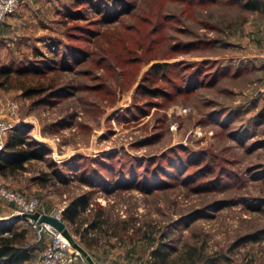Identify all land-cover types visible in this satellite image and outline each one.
Returning <instances> with one entry per match:
<instances>
[{
  "label": "rangeland",
  "instance_id": "rangeland-1",
  "mask_svg": "<svg viewBox=\"0 0 264 264\" xmlns=\"http://www.w3.org/2000/svg\"><path fill=\"white\" fill-rule=\"evenodd\" d=\"M87 2L23 0L0 34V69L51 66L0 88V123L46 152L0 185L60 212L96 264H264V14L232 0ZM154 63L170 66L153 76ZM1 227H26L40 263L47 235L16 217Z\"/></svg>",
  "mask_w": 264,
  "mask_h": 264
},
{
  "label": "trees",
  "instance_id": "trees-1",
  "mask_svg": "<svg viewBox=\"0 0 264 264\" xmlns=\"http://www.w3.org/2000/svg\"><path fill=\"white\" fill-rule=\"evenodd\" d=\"M232 1L239 4L243 10L264 14V0ZM89 3L90 2L88 0L87 4ZM48 61L49 59H34L24 62L21 65L23 66L22 68L9 66L6 69H0V88H11V74L13 73L19 76H34L44 74L46 72V69H49L51 67L48 65ZM12 65L14 64L12 63ZM169 66L170 65L168 63H154L151 65L149 71L151 72V74H153V76H158L159 74L166 73L165 71ZM23 89L24 88H21V90ZM41 90L44 89H41L40 87H27L23 90V94L26 97H31L36 93L41 92ZM148 90L149 89H147L143 93L149 94L153 97H156V95H158L157 91ZM7 135L8 136H6L4 148L0 152V177H4L7 174L24 172L26 171V164L28 162L34 159L41 158L43 154H46V152H44L45 150L42 147L38 149V146L40 145H38L37 142L28 140V137L23 129L14 128L10 130ZM86 205V202H82L79 205L74 204L71 209L65 214V218L68 220V222L71 224L75 223L78 215L80 214V211L85 210ZM9 206L12 207L11 205ZM20 220L25 221L24 219ZM2 225L3 224H0V264H28L29 262H31L34 247L26 243L28 229L24 227L21 230H17V228L13 227H1ZM3 233L6 234L3 235ZM152 254L156 260L163 262L166 260L168 252L165 250H161V248H155L152 251ZM190 254V259L195 257L193 252ZM196 263L212 264L210 260L205 263H202L200 260L189 261V264Z\"/></svg>",
  "mask_w": 264,
  "mask_h": 264
},
{
  "label": "built area",
  "instance_id": "built-area-1",
  "mask_svg": "<svg viewBox=\"0 0 264 264\" xmlns=\"http://www.w3.org/2000/svg\"><path fill=\"white\" fill-rule=\"evenodd\" d=\"M23 0H0V25L4 23L10 15L15 13ZM19 123H0V152L5 145L8 132L18 126ZM0 202L13 207L11 216L21 217L23 214L47 213L43 209L39 199L27 197L23 192L7 188L0 185ZM55 213L61 217L60 212ZM27 223L33 225L38 232V237L44 235L49 237L41 256L39 264H73L80 254L71 246L69 241L52 227L46 224L36 225L30 218L24 219Z\"/></svg>",
  "mask_w": 264,
  "mask_h": 264
},
{
  "label": "water",
  "instance_id": "water-1",
  "mask_svg": "<svg viewBox=\"0 0 264 264\" xmlns=\"http://www.w3.org/2000/svg\"><path fill=\"white\" fill-rule=\"evenodd\" d=\"M13 216L10 217H0V224H5L12 220ZM17 219L30 218L36 225L46 224L52 227L57 232H60L71 244V246L80 254L87 264H96L87 250L76 242L70 232L68 231L64 220L58 217L55 213H33V214H23L21 217H16Z\"/></svg>",
  "mask_w": 264,
  "mask_h": 264
},
{
  "label": "crops",
  "instance_id": "crops-1",
  "mask_svg": "<svg viewBox=\"0 0 264 264\" xmlns=\"http://www.w3.org/2000/svg\"><path fill=\"white\" fill-rule=\"evenodd\" d=\"M22 16H23V14L22 13H18V12L17 13H13L12 15H10L9 18L5 21V23L2 26H0V34L3 35L9 29L13 28L14 20L21 19Z\"/></svg>",
  "mask_w": 264,
  "mask_h": 264
}]
</instances>
